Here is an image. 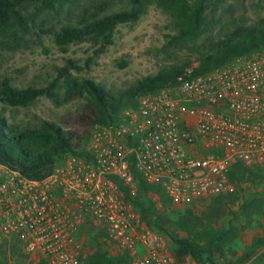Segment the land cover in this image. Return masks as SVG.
<instances>
[{
    "label": "built area",
    "instance_id": "1",
    "mask_svg": "<svg viewBox=\"0 0 264 264\" xmlns=\"http://www.w3.org/2000/svg\"><path fill=\"white\" fill-rule=\"evenodd\" d=\"M197 66L140 97L115 125L96 126L89 159L64 158L41 180L0 164V242L19 238L50 264H89L79 238L90 219L128 264H189L141 221L125 191L136 196L140 179L190 206L233 191L237 162L264 175V53L195 76ZM260 192L264 198V179Z\"/></svg>",
    "mask_w": 264,
    "mask_h": 264
},
{
    "label": "trees",
    "instance_id": "2",
    "mask_svg": "<svg viewBox=\"0 0 264 264\" xmlns=\"http://www.w3.org/2000/svg\"><path fill=\"white\" fill-rule=\"evenodd\" d=\"M70 0H0V43L26 36L31 32L32 19L27 13L31 7L39 6L54 11L58 4ZM228 0H129L132 8L113 13L102 18L93 19L78 26H68L55 35L59 46L85 42L90 38L102 39L105 44H112L116 28L121 24L136 22L148 7L155 5L169 16L175 34L169 35L170 44L193 45L198 51V66L194 75L210 73L224 66L233 59L255 52L264 53V20L252 25H240L218 35L217 29L222 27L218 12ZM201 42V43H200ZM187 63L163 69L155 77L139 81L133 88L112 94L91 80L81 85L73 81L67 70L66 87L74 96L87 92L93 108L95 126L111 127L115 125L126 107H137V98L149 95L172 85L185 73ZM55 94L48 89H17L10 83L1 84L0 100L13 107H28L40 97L54 99ZM85 138L74 131L65 130L52 122H43L37 130H23L8 122L0 114V164L18 171L29 180H41L52 173L57 163L71 156L89 159ZM137 176L135 170H133ZM262 173L259 168H251L237 162L229 172L233 191L213 199L202 214L194 208L180 210L176 216H156L155 208L141 203L144 196L154 194L165 205H172L171 200L158 185H148L138 180L139 191L136 197L125 191L126 200L140 212L142 220L154 224L164 231L174 242V256L179 262L192 257L198 264H264V237L254 239L252 245L240 256L233 254L227 259L225 249L235 239L232 231H216L209 228V222L220 218L230 210L231 205L241 201L240 211L247 221V227L257 224L264 230L260 218L264 216V198L256 194L242 198L244 185L254 183ZM174 228L175 230H170ZM176 231L186 234L178 238ZM0 242V258L3 244ZM18 247V245H15ZM224 261L219 263L216 261ZM42 259L40 264H47ZM89 264H128L124 256H113L110 252L99 251L88 258ZM0 264H8L0 259Z\"/></svg>",
    "mask_w": 264,
    "mask_h": 264
},
{
    "label": "rangeland",
    "instance_id": "3",
    "mask_svg": "<svg viewBox=\"0 0 264 264\" xmlns=\"http://www.w3.org/2000/svg\"><path fill=\"white\" fill-rule=\"evenodd\" d=\"M131 8L129 0H70L58 4L54 11L39 6L27 10L32 19L30 34L0 43V89L2 83L8 82L17 89H48L55 96L54 99L40 97L28 107H13L0 100V114L10 124L23 130H37L43 122L55 123L65 130L83 135L88 150V143L96 129L92 124L91 98L85 91L82 95L74 96L68 90L65 70L80 85L91 80L116 95L133 88L145 78L157 76L163 69L198 62V51L193 45L170 44L167 36L175 34L171 19L155 5L148 7L136 22L119 25L113 34L112 44L107 45L102 39L96 38L67 46H59L55 41V35L63 28ZM218 15L223 30L219 27L216 33L223 35V31L226 33L236 26L252 25L264 20V0H228ZM129 108L126 107L123 112ZM263 179L261 173L257 181L245 184L242 198L252 194L262 197L260 189ZM210 202L212 200L190 206L173 203L165 206L152 193L141 200L144 206L155 208V216L151 217L153 221L161 215L172 218L180 210L188 208H194L202 214ZM240 204L241 201L231 205L224 216L207 223L209 228L232 231L231 235L235 236L225 249L227 259H233L234 253L242 255L255 238L264 237V230L255 223L245 229L247 221L240 211ZM132 206L135 214L149 229L167 237L174 255L175 244L172 239L156 225L142 220L139 210ZM260 223L264 224V216L260 218ZM176 235L178 238L186 237L181 231H176ZM79 243L81 252L87 258L99 251L110 252L99 226L90 219L85 221ZM3 245L0 259L6 260L8 264H40L42 261L28 253L19 238L6 240ZM186 262L198 264L192 257H188ZM218 262L224 263L222 260ZM246 264H251V261Z\"/></svg>",
    "mask_w": 264,
    "mask_h": 264
}]
</instances>
